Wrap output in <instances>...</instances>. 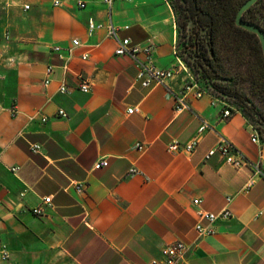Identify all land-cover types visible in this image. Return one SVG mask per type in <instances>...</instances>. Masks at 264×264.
Wrapping results in <instances>:
<instances>
[{
  "label": "crops",
  "instance_id": "1",
  "mask_svg": "<svg viewBox=\"0 0 264 264\" xmlns=\"http://www.w3.org/2000/svg\"><path fill=\"white\" fill-rule=\"evenodd\" d=\"M78 1L0 0V264H150L175 240L188 245L186 264H264V139L240 109L206 91L175 110L192 76L175 50L168 1ZM89 18L98 25L91 32ZM125 37L150 44V54L116 55ZM142 64L175 72L145 87ZM79 75L91 81L86 92ZM202 121L210 127L198 134ZM194 138L190 153L167 150ZM221 139L241 166L206 158ZM101 158L108 164L93 169ZM196 197L207 211L232 214L211 236L194 230Z\"/></svg>",
  "mask_w": 264,
  "mask_h": 264
},
{
  "label": "built area",
  "instance_id": "2",
  "mask_svg": "<svg viewBox=\"0 0 264 264\" xmlns=\"http://www.w3.org/2000/svg\"><path fill=\"white\" fill-rule=\"evenodd\" d=\"M108 5H111L113 0H100ZM60 0H54V5H59ZM77 7L78 8H84L85 7V1L84 0H79L77 2ZM29 5L26 4L24 5V9H28ZM96 23L93 21V19L89 18L88 20V29L91 32L95 27H97ZM129 26L125 25L123 28L127 29ZM108 32L110 35L116 36L115 33V27L110 24L108 28ZM73 47L80 45V41L75 38L73 39ZM73 47L68 49V58L72 54ZM53 49L55 51L61 50L60 46H54ZM152 49V46L150 44L140 46L139 44H132L131 40L129 37H125L121 40L117 41V46L115 48V54L116 55H131L135 56L138 52L143 51L146 54H150ZM87 54L82 55V59H86ZM68 59L65 61L63 68L67 69ZM180 65L183 66V64L180 62ZM52 71L51 66H47L46 68V73L49 75ZM175 70L173 68H160L155 65H147V64H142L141 68L137 74V78L140 81L142 86H150L151 84H161L164 83L166 79L170 78L173 76ZM78 88L84 92L88 91L91 87V81L82 75L78 76ZM49 78L45 79V83H49ZM59 91L62 93H65L68 91V87L65 83H61L59 85ZM205 90L199 85V83L192 77L191 80L185 84L183 87L182 91L177 93L175 95V110L176 111H182L187 107V101L186 99L191 96L194 98L200 97ZM137 111V108H129L127 110L128 113H132ZM62 116H66V113L63 110L58 111ZM232 108L228 107L222 110L221 117L222 118H228L232 115ZM42 120H45V118H42ZM209 124L206 121H202L201 124L198 127V134H201L205 129L209 128ZM252 142H257L259 141V137L257 135L253 136L251 138ZM197 144V139L194 138L192 141L185 143V144H180L177 141H172L170 144L167 146V150L171 152H179V151H185V152H192L194 148L196 147ZM40 146L37 144L32 145V149L34 151L39 150ZM138 148L141 149L143 148V145L140 144L138 145ZM215 153L220 154L223 156L226 160L227 163L232 164L235 167L241 166L244 161L241 158H236L235 154L237 153L236 147L233 145L232 142L227 141L225 139H221L217 145L212 147L206 155V158L214 155ZM108 164V161L106 158H101L99 160H96L93 164V169H99ZM17 168L14 167L12 170H16ZM137 170L135 168H131L129 170V174L136 173ZM51 197H45L44 198V203L50 204ZM193 204L195 205V213L197 216V221L194 224V230L197 233L198 238H203V237H208L211 236L215 233L213 224L219 220V219H228L232 216L231 212L228 209H222L219 212H210L205 210L201 203L202 199L201 198H194L192 200ZM33 213L39 214L40 213V208H35L33 209ZM188 249L187 243L181 241V240H175L170 243H168L164 250H163V257L161 259H152L150 261V264H186L184 262V256L185 253ZM2 256L4 258L7 257V252L6 250L2 251Z\"/></svg>",
  "mask_w": 264,
  "mask_h": 264
},
{
  "label": "trees",
  "instance_id": "3",
  "mask_svg": "<svg viewBox=\"0 0 264 264\" xmlns=\"http://www.w3.org/2000/svg\"><path fill=\"white\" fill-rule=\"evenodd\" d=\"M245 0H175L177 6L178 25L185 29L191 21L196 28L203 27L207 32V42L198 41L194 30L189 38L190 53L203 61V69L213 79L227 80L231 71L239 73L244 66L251 76L257 75L256 64L264 66V54L258 36L236 24L238 9ZM181 16V17H180ZM243 19L258 24L264 30V0H257L244 13ZM243 34L252 38L250 50L252 58L247 61L244 51ZM230 67H238L236 70ZM250 69V70H249ZM252 71V72H251ZM255 81H257L255 79ZM219 85L218 82H214ZM221 85V84H220ZM264 91V89H263ZM242 111V110H241Z\"/></svg>",
  "mask_w": 264,
  "mask_h": 264
},
{
  "label": "rangeland",
  "instance_id": "4",
  "mask_svg": "<svg viewBox=\"0 0 264 264\" xmlns=\"http://www.w3.org/2000/svg\"><path fill=\"white\" fill-rule=\"evenodd\" d=\"M173 11V23L175 26L176 41L175 50L181 63L191 76L199 83V85L208 93L226 101L233 107L242 110L243 114L248 118L253 127L260 133L264 139V66L256 64L257 75L251 76L245 66H240L239 73L231 71V78L227 80L213 79L207 76L208 73L203 69L202 60L197 55L198 53H190L189 38L191 31L194 32L198 41L204 40L207 42V32L203 27L196 28L193 21L189 22L185 29H180L177 23V6L175 0H167ZM181 17V16H180ZM245 42L244 51L247 61L252 58L251 55V39L243 34ZM238 67H230L236 70ZM250 70V69H249ZM252 72V71H251ZM255 79L257 81H255ZM218 82L219 85H215ZM221 84V85H220Z\"/></svg>",
  "mask_w": 264,
  "mask_h": 264
},
{
  "label": "water",
  "instance_id": "5",
  "mask_svg": "<svg viewBox=\"0 0 264 264\" xmlns=\"http://www.w3.org/2000/svg\"><path fill=\"white\" fill-rule=\"evenodd\" d=\"M256 1L257 0H245L237 11L235 21L237 25L258 36L264 54V30L258 24L242 19L243 13Z\"/></svg>",
  "mask_w": 264,
  "mask_h": 264
},
{
  "label": "flooded vegetation",
  "instance_id": "6",
  "mask_svg": "<svg viewBox=\"0 0 264 264\" xmlns=\"http://www.w3.org/2000/svg\"><path fill=\"white\" fill-rule=\"evenodd\" d=\"M242 19H243V15H242ZM243 20H245V19H243Z\"/></svg>",
  "mask_w": 264,
  "mask_h": 264
}]
</instances>
